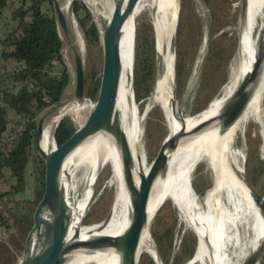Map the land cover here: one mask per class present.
Wrapping results in <instances>:
<instances>
[{
	"label": "bare ground",
	"instance_id": "bare-ground-1",
	"mask_svg": "<svg viewBox=\"0 0 264 264\" xmlns=\"http://www.w3.org/2000/svg\"><path fill=\"white\" fill-rule=\"evenodd\" d=\"M57 1L70 34H73L74 44L81 55H84L86 44L73 15L74 0ZM83 1L93 8L97 17L95 20L102 32L103 24L111 18L114 2L118 0ZM148 8L154 13L157 55L162 70L146 109L148 111L156 105L171 111L173 106L177 108L174 93L176 56L173 43L181 9L180 0H139L133 16L121 27L116 42L121 61V126L131 147L135 162L133 172L138 183L141 174L149 173L150 165L148 166L147 154L142 147L144 116L138 115L132 76L137 18ZM239 33V53L232 65L231 79L221 94L195 116L183 117L181 111L177 110V117H173L169 136L189 132L205 121L213 123L201 132L183 138L164 159L163 169L151 192L147 227L139 247L140 259L144 252L153 250L152 217L170 200L179 211L181 220L198 237L197 249L189 264H264V198L261 200L255 196L238 170L244 154L238 147L239 134L244 133L250 119L264 125V111H259L258 103L264 90V51L253 70V90L245 111L227 130L221 127V121L230 114V111H226L230 100L236 94L243 76L254 66L255 56L264 39V0H243ZM239 104L240 99H237L232 110ZM92 108L93 104L88 99L71 100L59 107L52 117H45L39 138L41 149L47 154L55 150V130L65 116L72 117L80 128L88 117L85 112ZM203 162L214 172L216 184L207 193L200 195L194 190L193 180L198 166ZM109 166L113 172L111 182L117 185L110 216L102 223L82 226L98 175ZM77 186L82 187L78 197L75 195ZM58 195L67 216L69 243L77 245L118 237L126 229L132 213L131 197L125 181L124 145L121 139L98 132L83 140L62 163ZM244 226L253 231L255 240L252 237L253 241L250 239L251 244L248 246H244L242 241L236 242L242 248L238 252V260L233 262L230 255L233 244L229 247V237L233 231L243 229ZM239 237L242 239L241 235ZM66 264H119V256L113 249H106L92 256L78 252Z\"/></svg>",
	"mask_w": 264,
	"mask_h": 264
},
{
	"label": "rangeland",
	"instance_id": "rangeland-1",
	"mask_svg": "<svg viewBox=\"0 0 264 264\" xmlns=\"http://www.w3.org/2000/svg\"><path fill=\"white\" fill-rule=\"evenodd\" d=\"M82 1L75 2V6L81 10L75 12L74 6V13L78 29L83 39H85L86 44V52L82 55L86 83V99L91 104H94L97 96L94 98L89 96L88 93L94 88L96 82H99L100 86L103 50L101 40L99 42L89 43L84 36L81 22L83 21L85 24H89L90 18H87L88 14L91 15V19L96 24L98 30L100 29L97 20H95L97 17L95 16L96 14L93 8ZM242 3L243 0H180L181 9L179 10L178 27L174 39V52L176 56L174 93L176 95L177 108L173 106L172 111L166 110L160 105H156L148 111L146 109L147 102L154 93L157 82L158 55L156 24L153 10L149 8L137 18L134 58L136 59V55L139 52L142 59L146 58V56L151 57L155 70L154 79L151 81L152 90L150 95L140 102H137L134 91L138 115L144 116L142 147L147 154L148 166L157 157L164 141L169 136L171 122L174 116L177 117V110L181 111L183 117L197 115L213 99L221 94L224 86L230 81L232 65L238 56L240 47L239 16ZM82 7H85L86 10H83ZM15 26L16 22L12 17V11L7 9L0 16V42L6 39L7 34ZM59 30L63 41V61L71 74L72 80L65 91L61 104L46 109L40 115L39 119L43 116L52 117L58 111L59 107L68 104L71 100H75V64L72 52V47L75 46L74 38L72 32L67 37L61 28ZM75 48L77 47L75 46ZM180 63L182 64V75L178 79L177 66ZM16 67L17 63L14 60H2L0 89L5 87L6 90H12L13 82L10 78V73ZM132 77H134V69ZM1 84L3 85L2 87ZM65 102L66 104H64ZM0 103L7 109L8 122V130L2 137L0 136V148H3L4 145H8L10 140H13L23 131L24 121H21L14 115L8 108V103L2 101L1 96ZM258 103L260 104L259 111H264V90L258 99ZM89 113L90 111L85 112L87 116ZM64 118L70 119L75 128H78L72 117L65 116ZM238 147L244 153L240 160L241 165H238V170L242 172H239V174L243 176L246 182L260 196H264V125L254 119H250L244 133L238 136ZM38 155L40 156L35 147V150L33 149L31 151V163L28 168L26 186L19 193H13L16 180L13 178L11 171L0 163V196L5 201L3 211L11 233L20 228V223L16 218L17 211L20 210V207L24 204L27 205V202H29L27 208L33 214L37 206L38 202L34 203V200H36L34 159ZM112 176L113 172L110 166L98 175L96 189L91 195L87 210L83 216L82 226L102 223L110 216L117 192V185L111 182ZM214 184H216L214 172L206 163H201L194 175L193 187L196 190L195 192L200 195L202 193L204 194V192L207 193L215 187ZM81 191L82 187L77 186L75 190L76 197L79 196ZM25 201L26 203L21 205ZM153 217L151 219V244L153 250L152 252H144L141 256L140 263L143 260L147 261L149 258H152L156 264H164L162 261L164 258L168 264H189L193 257L190 259L188 257L189 255L185 254L182 249L183 245L186 244V248L190 249L189 251L193 250L194 256L198 245L196 233L181 220L179 211L170 200ZM240 235L242 239L239 237ZM253 236V231H250L245 226L243 229L239 228L237 231L231 233L229 237L231 244H229V247L233 244L232 248H230V255L233 258V262L238 260L242 248L236 242L242 241L244 246H248L251 244V241L255 240ZM3 239L2 236L0 240ZM16 253L18 254V261L20 262L23 254L22 243L20 253ZM179 257L181 258L179 259Z\"/></svg>",
	"mask_w": 264,
	"mask_h": 264
},
{
	"label": "water",
	"instance_id": "water-1",
	"mask_svg": "<svg viewBox=\"0 0 264 264\" xmlns=\"http://www.w3.org/2000/svg\"><path fill=\"white\" fill-rule=\"evenodd\" d=\"M106 1L109 2L110 0ZM53 2L58 29L61 28L65 36L68 37L70 35L69 27L59 2L57 0H53ZM138 2L139 0H118L114 2L111 18L103 24V31L99 30L103 50L101 80L97 99L84 124L77 128L75 133L61 146H58L55 141V150L47 154L41 149L39 144L42 122L45 116L38 121L35 147L46 167L45 182L41 197L23 234V254L18 264H66L75 253L80 252L83 255L92 256L106 249L115 251L119 256V264H140L139 247L147 227L151 192L155 180L163 169L164 159L183 138L195 135L213 123L212 121H205L189 132L168 136L157 157L150 165L149 173L147 175L141 174L140 181L139 183L137 182L133 172L135 166L133 154L121 126L122 120L119 108L121 61L116 50V42L121 27L131 19ZM263 51L264 39L255 56L254 66H252L249 73L243 76L236 94L231 98L226 109L227 112L230 111V114L221 121V127L224 130H227L237 121L251 100L254 83L253 70ZM72 52L75 64L74 98L81 101L86 99L83 56L75 47H72ZM161 70L162 66L158 61L156 80H158ZM132 90L134 94V77L132 78ZM237 99H240V104L232 110ZM60 104L61 102L56 104V106ZM183 119L182 117L181 120ZM98 132L112 136L115 139L120 138L124 145L125 181L131 197L132 213L126 229L118 237L74 245L69 243L67 239L69 231L67 216L58 195L61 166L64 159L74 148L83 140ZM97 182L98 179L94 184V190ZM249 186L255 196L262 200L263 198L253 187Z\"/></svg>",
	"mask_w": 264,
	"mask_h": 264
},
{
	"label": "trees",
	"instance_id": "trees-1",
	"mask_svg": "<svg viewBox=\"0 0 264 264\" xmlns=\"http://www.w3.org/2000/svg\"><path fill=\"white\" fill-rule=\"evenodd\" d=\"M76 1L81 0H75L72 4L74 17ZM7 9L12 11L16 26L7 34L6 39L0 42V71L3 59L14 60L17 67L10 73L13 82L12 90H6L3 87L0 89V96L2 101L8 103L7 106L14 115L24 121V129L17 137L10 140L8 145L0 148V163L11 171L16 180L13 193H19L26 186L31 151L35 150L39 117L46 109L63 101L72 78L63 61V41L56 21L53 0H0V16ZM82 9L86 10L85 7ZM79 10L81 9L75 6V12ZM87 18H90L88 25L81 22L84 36L89 43L99 42V30L90 14ZM154 75L155 70L151 57L146 56L142 59L139 52L136 55L134 67V91L137 102L150 95ZM181 75L182 64L180 63L177 66V78L179 79ZM98 91L99 82H96L88 95L95 98ZM7 130V109L0 103V136L2 137ZM75 131L76 128L72 121L63 118L55 130L57 145L61 146ZM34 169L36 172L34 203H37L44 188L46 171L44 161L39 155L34 159ZM261 197L264 198V196ZM0 200L2 201L0 224L5 239L0 240V264H18L16 252L21 251L23 232L32 212L27 208L29 202L27 205L24 204L26 201L21 203L24 205L16 214L20 228L11 233L3 211L5 201L1 196ZM189 250L184 244L182 251L191 259L193 250ZM162 261L168 264L164 258ZM140 264H156V262L149 258Z\"/></svg>",
	"mask_w": 264,
	"mask_h": 264
},
{
	"label": "built area",
	"instance_id": "built-area-1",
	"mask_svg": "<svg viewBox=\"0 0 264 264\" xmlns=\"http://www.w3.org/2000/svg\"><path fill=\"white\" fill-rule=\"evenodd\" d=\"M2 206V201L0 200V208ZM3 236V232H2V229H1V224H0V238H2Z\"/></svg>",
	"mask_w": 264,
	"mask_h": 264
}]
</instances>
